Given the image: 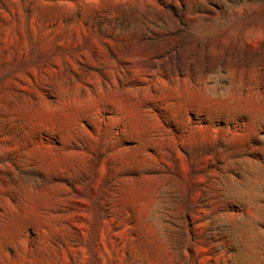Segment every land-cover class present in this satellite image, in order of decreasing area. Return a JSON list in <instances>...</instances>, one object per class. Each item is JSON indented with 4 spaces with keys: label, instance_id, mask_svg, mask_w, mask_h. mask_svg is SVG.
I'll return each mask as SVG.
<instances>
[{
    "label": "rangeland",
    "instance_id": "obj_1",
    "mask_svg": "<svg viewBox=\"0 0 264 264\" xmlns=\"http://www.w3.org/2000/svg\"><path fill=\"white\" fill-rule=\"evenodd\" d=\"M0 264H264V0H0Z\"/></svg>",
    "mask_w": 264,
    "mask_h": 264
}]
</instances>
